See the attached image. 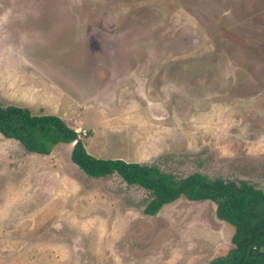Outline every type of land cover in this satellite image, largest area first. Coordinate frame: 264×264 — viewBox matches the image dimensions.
<instances>
[{
    "label": "rangeland",
    "instance_id": "obj_1",
    "mask_svg": "<svg viewBox=\"0 0 264 264\" xmlns=\"http://www.w3.org/2000/svg\"><path fill=\"white\" fill-rule=\"evenodd\" d=\"M0 99L80 128L95 158L264 191V0H0ZM72 148L0 133V264H209L234 247L212 201L147 215L148 191L88 176Z\"/></svg>",
    "mask_w": 264,
    "mask_h": 264
},
{
    "label": "trees",
    "instance_id": "obj_2",
    "mask_svg": "<svg viewBox=\"0 0 264 264\" xmlns=\"http://www.w3.org/2000/svg\"><path fill=\"white\" fill-rule=\"evenodd\" d=\"M0 133L31 153L50 155L59 144H73L71 161L92 178L119 175L127 184L149 192L144 208L157 215L161 208L184 196L190 201H212L218 219L234 227V247L209 264H264V191L247 181L210 179L201 173L178 178L158 166L90 155L79 133L56 115H34L27 108L6 105L0 99Z\"/></svg>",
    "mask_w": 264,
    "mask_h": 264
},
{
    "label": "crops",
    "instance_id": "obj_3",
    "mask_svg": "<svg viewBox=\"0 0 264 264\" xmlns=\"http://www.w3.org/2000/svg\"><path fill=\"white\" fill-rule=\"evenodd\" d=\"M15 105H16V104H15ZM16 106H17V105H16ZM20 107H21V106H20ZM24 108H27V107H24ZM27 109H29V108H27ZM29 110H30V109H29ZM30 111H31V110H30ZM31 113H32V111H31ZM40 114H47V113H43V112H42V113H40ZM40 114H38V115H40ZM35 115H36V114H35ZM49 115H51V114H49ZM58 117H59V116H58ZM76 131L79 133V132H80V128H78ZM59 145H63V144L61 143V144H59ZM68 145H69V144H68ZM71 145H72V144H71ZM233 234H234V233H233ZM232 248H233V247H232ZM232 248H231V249H232ZM229 250H230V249H229ZM229 250H228V252H229ZM228 252H227V253H228ZM227 253H226V254H227ZM224 255H225V254H224ZM219 256H222V255H219ZM219 256H217V257H219ZM215 258H216V257H215ZM212 260H213V259H212ZM212 260H209V263H210Z\"/></svg>",
    "mask_w": 264,
    "mask_h": 264
},
{
    "label": "built area",
    "instance_id": "obj_4",
    "mask_svg": "<svg viewBox=\"0 0 264 264\" xmlns=\"http://www.w3.org/2000/svg\"><path fill=\"white\" fill-rule=\"evenodd\" d=\"M82 132V131H81ZM85 133V132H84Z\"/></svg>",
    "mask_w": 264,
    "mask_h": 264
}]
</instances>
